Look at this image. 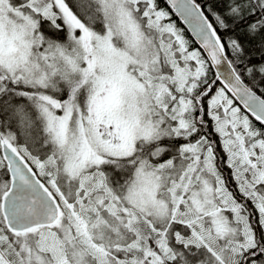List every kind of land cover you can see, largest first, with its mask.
I'll list each match as a JSON object with an SVG mask.
<instances>
[{
  "label": "snow or ice",
  "instance_id": "1",
  "mask_svg": "<svg viewBox=\"0 0 264 264\" xmlns=\"http://www.w3.org/2000/svg\"><path fill=\"white\" fill-rule=\"evenodd\" d=\"M166 2L0 0V264H264V0Z\"/></svg>",
  "mask_w": 264,
  "mask_h": 264
},
{
  "label": "trees",
  "instance_id": "2",
  "mask_svg": "<svg viewBox=\"0 0 264 264\" xmlns=\"http://www.w3.org/2000/svg\"><path fill=\"white\" fill-rule=\"evenodd\" d=\"M197 2L198 3H201V2H203V0H197ZM208 2L209 3H211V0H208ZM157 3H158V6H159V8H162V9H164V10H166L169 14H170V16L171 17H173V18H175V16H174V14L171 12V10L169 9V7L166 5V3L164 2V0H157ZM217 7V10L218 11H220V12H222L223 11V9L222 8H219L218 7V5L216 6ZM206 9V8H205ZM207 14V13H206ZM208 15V14H207ZM210 16V15H209ZM211 17V16H210ZM174 24H176V26L179 28V29H183V25L179 22V20H175V22H173ZM244 25H240V27H243ZM183 31H184V34H185V36H186V38H188L189 40H191V38L189 37V35H188V33L183 29ZM192 41V40H191ZM244 42V40H243V38H242V43ZM259 41L258 40H255V41H249V42H247L246 43V51H248V52H251L252 53V63L253 64H259L260 62H261V60H262V57H261V54H260V49H259ZM195 46V45H194ZM246 83H248L249 84V86H252V84L254 83V82H252V81H249V80H247L246 79V81H245ZM260 88H264V81H260V83H259V87H257L256 89L257 90H255V88H254V90L259 94V95H261L262 93H261V91H260ZM257 123V125H258V123L259 122H256Z\"/></svg>",
  "mask_w": 264,
  "mask_h": 264
},
{
  "label": "bare ground",
  "instance_id": "3",
  "mask_svg": "<svg viewBox=\"0 0 264 264\" xmlns=\"http://www.w3.org/2000/svg\"><path fill=\"white\" fill-rule=\"evenodd\" d=\"M164 2L166 3V5L169 7V9L171 10V12L174 14V16H175V18H173V17H171L170 16V14H169V17H170V19H171V22H175V20L177 19V20H179V18L175 15V13L172 11V9L170 8V6L168 5V3L164 0ZM205 13H207V9H205ZM208 14V13H207ZM206 14V15H207ZM209 19H210V21L212 20V18L209 16ZM179 22L182 24V22L179 20ZM183 25V24H182ZM184 26V25H183ZM183 29L188 33V35H189V37L191 38V40L194 42V39L192 38V36H191V33H190V31H189V29L186 27V26H184L183 27ZM183 29H181L182 31H183ZM184 32V31H183ZM257 88V87H256ZM255 88V90H257ZM238 103V102H237ZM213 136H214V138L216 139V141H217V144H219V138L218 137H216L215 136V134H213ZM218 152H220L221 154H222V150L218 147ZM225 159H226V157H225ZM224 170H225V175H227V176H229V179H230V182L233 184V186H234V181H231V178H230V173H231V170L230 169H228L227 168V166H226V164L224 165Z\"/></svg>",
  "mask_w": 264,
  "mask_h": 264
},
{
  "label": "water",
  "instance_id": "4",
  "mask_svg": "<svg viewBox=\"0 0 264 264\" xmlns=\"http://www.w3.org/2000/svg\"><path fill=\"white\" fill-rule=\"evenodd\" d=\"M166 1V0H165ZM169 5V4H168ZM170 6V8H171V5H169ZM172 9V8H171ZM172 11L175 13V15L179 18V20L182 22V24L184 25V26H186L188 29H189V31H190V33H191V36H192V38L194 39V41H195V37H194V35L192 34V32H191V29H190V27L185 23V21H184V19H183V17H181L178 13H176L173 9H172ZM238 102V101H237ZM239 103V102H238ZM241 107H242V105H241Z\"/></svg>",
  "mask_w": 264,
  "mask_h": 264
}]
</instances>
